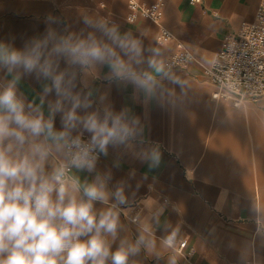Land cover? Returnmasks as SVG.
<instances>
[{"label":"crops","instance_id":"0c3cea01","mask_svg":"<svg viewBox=\"0 0 264 264\" xmlns=\"http://www.w3.org/2000/svg\"><path fill=\"white\" fill-rule=\"evenodd\" d=\"M162 1L163 18L156 24L141 17L131 21L129 0H0V43L24 50L50 33L106 39L85 20L138 40L141 54L132 68L152 75L148 89L118 78L107 65L59 66L74 76V91L91 105L78 110L81 116L121 114L134 130L126 143L108 146L94 171L73 170L81 182L107 178L109 197L94 202V210L111 208L118 215L116 237L107 236L111 250L121 241L135 245L143 235L128 264H264V99L240 108L214 101L215 88L205 76L224 40L253 22L264 0ZM162 28L173 34L171 41L159 42ZM178 41L192 61L168 71ZM16 77L17 94L47 118L57 99L44 92L51 81L0 67V91ZM61 115L55 114L57 130ZM81 132L89 139L82 129L73 135ZM153 150L160 154L158 164L151 161ZM171 236L173 247L167 243ZM182 241L187 247L180 253Z\"/></svg>","mask_w":264,"mask_h":264},{"label":"clouds","instance_id":"9594fccd","mask_svg":"<svg viewBox=\"0 0 264 264\" xmlns=\"http://www.w3.org/2000/svg\"><path fill=\"white\" fill-rule=\"evenodd\" d=\"M84 22L106 39L93 34L57 38L50 33L24 50L0 43V67L10 74L23 69L50 80L44 92L57 97L45 118L39 107L17 94L18 77L0 91V264H128L145 242L141 235L135 245L121 241L112 251L107 236L116 237L118 215L111 208L94 210V202L109 197L107 178L97 175L92 182H81L75 174L94 171L97 153L106 154L110 144L126 143L134 130L121 114L81 116L78 110L91 105L74 91V76L59 66L61 61L81 69L107 65L118 78L145 89L153 77L140 76L132 68L141 54L138 40L120 35L115 27ZM57 112L62 114L59 130ZM80 129L89 133L88 140L82 132L73 135ZM159 160L153 150L152 163ZM115 197L124 202L120 191Z\"/></svg>","mask_w":264,"mask_h":264},{"label":"built area","instance_id":"2783aa9c","mask_svg":"<svg viewBox=\"0 0 264 264\" xmlns=\"http://www.w3.org/2000/svg\"><path fill=\"white\" fill-rule=\"evenodd\" d=\"M130 20L145 18L160 24L163 18L164 1L147 4L138 0H129ZM202 3V0H193ZM173 39V34L162 28L158 37L160 43ZM192 61V55L185 45L178 41L176 52L166 63L168 71L186 69ZM206 78L214 86L212 94L214 101H229L235 108L245 104L256 103L264 99V3L261 5L255 20L242 27L237 33L229 35L215 57L210 68L205 72ZM84 140L87 137L82 136ZM98 160L102 153H97ZM173 247L174 237L167 241ZM187 242L178 245V251L183 253ZM190 253L186 254L189 257Z\"/></svg>","mask_w":264,"mask_h":264},{"label":"rangeland","instance_id":"374dc122","mask_svg":"<svg viewBox=\"0 0 264 264\" xmlns=\"http://www.w3.org/2000/svg\"><path fill=\"white\" fill-rule=\"evenodd\" d=\"M179 70V69H178ZM222 101H224V100H222ZM249 107V106H248Z\"/></svg>","mask_w":264,"mask_h":264}]
</instances>
